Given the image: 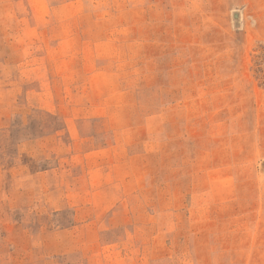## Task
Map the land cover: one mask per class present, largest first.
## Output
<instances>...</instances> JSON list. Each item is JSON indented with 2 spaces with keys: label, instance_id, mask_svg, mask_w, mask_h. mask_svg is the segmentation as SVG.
Returning a JSON list of instances; mask_svg holds the SVG:
<instances>
[{
  "label": "rangeland",
  "instance_id": "obj_1",
  "mask_svg": "<svg viewBox=\"0 0 264 264\" xmlns=\"http://www.w3.org/2000/svg\"><path fill=\"white\" fill-rule=\"evenodd\" d=\"M0 264H264V0H0Z\"/></svg>",
  "mask_w": 264,
  "mask_h": 264
}]
</instances>
